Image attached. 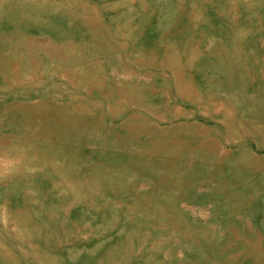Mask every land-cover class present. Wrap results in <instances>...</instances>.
<instances>
[{"label": "rangeland", "instance_id": "1", "mask_svg": "<svg viewBox=\"0 0 264 264\" xmlns=\"http://www.w3.org/2000/svg\"><path fill=\"white\" fill-rule=\"evenodd\" d=\"M0 264H264V0H0Z\"/></svg>", "mask_w": 264, "mask_h": 264}]
</instances>
